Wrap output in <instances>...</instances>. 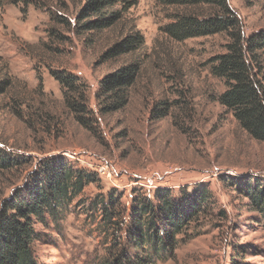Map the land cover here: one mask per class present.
Instances as JSON below:
<instances>
[{
  "label": "rangeland",
  "instance_id": "374dc122",
  "mask_svg": "<svg viewBox=\"0 0 264 264\" xmlns=\"http://www.w3.org/2000/svg\"><path fill=\"white\" fill-rule=\"evenodd\" d=\"M229 2L246 36L264 30V0ZM87 5L0 0V148L21 160L0 171V210L47 159L72 160L99 181L85 186L57 219L36 223V253L42 264H108L124 248L146 254L125 234L135 196L154 198L163 188L180 201L207 185L211 198L154 264H264L263 222L238 184L264 178V142L220 103L225 84L211 72L210 60L226 51L227 36L170 38L162 28L181 9L161 0H138L124 12L117 4L123 13L113 26L89 29L86 23L104 13L83 17ZM129 34H141L143 46L109 57ZM259 58L255 71L264 84V50ZM134 62L140 69L126 105L107 111L102 79ZM58 71L85 84L88 126L67 106L65 92L77 94L57 79ZM111 195L117 235L103 224L100 209Z\"/></svg>",
  "mask_w": 264,
  "mask_h": 264
},
{
  "label": "trees",
  "instance_id": "16d2710c",
  "mask_svg": "<svg viewBox=\"0 0 264 264\" xmlns=\"http://www.w3.org/2000/svg\"><path fill=\"white\" fill-rule=\"evenodd\" d=\"M11 3L34 0H9ZM138 0H88L83 17L89 11H101L104 16L96 22L86 23L89 29H106L113 26L124 11L137 4ZM166 7L180 8L172 14L171 21L162 28L164 33L178 41L188 38L225 34L228 38L226 51L211 58V72L222 79L225 90L218 100L231 111L239 124L256 140L264 142V84L256 75L260 66L259 52L264 50V30L246 36L237 12L229 0H161ZM121 4L123 12L116 10ZM39 6V2H37ZM141 34H129L114 44L108 55H124L139 50L144 44ZM140 65L137 62L121 66L116 72L101 81V102L105 109L117 110L128 101V90L135 83ZM56 77L72 93L65 92L67 106L75 112L77 119L88 126L91 118L86 105L87 88L82 79L65 71H58ZM90 119V120H89ZM0 148V171L21 165V160ZM41 170L34 174L32 181L24 186L17 198L6 201L0 210V264H42L36 253L35 242L39 239L36 223L45 222L48 217L57 219L60 209L67 207L90 183L99 181L95 172L79 169L72 160L65 157L47 159ZM243 193L249 198L254 210L261 216L264 229V178L252 184L249 180L238 181ZM25 192V193H23ZM212 191L207 185H200L183 196L180 201L171 197V191L158 188L154 198L135 196L130 211V224L126 236L137 250L146 254L134 255L127 248L114 256L108 264H154L163 259L161 252H171L173 243L185 225L196 218L205 200ZM115 195L110 204H102V221L107 230L117 235L115 219ZM118 247H113V251ZM134 249V251H135ZM116 251V250H115ZM133 255V256H132ZM106 261V260H105Z\"/></svg>",
  "mask_w": 264,
  "mask_h": 264
},
{
  "label": "built area",
  "instance_id": "2783aa9c",
  "mask_svg": "<svg viewBox=\"0 0 264 264\" xmlns=\"http://www.w3.org/2000/svg\"><path fill=\"white\" fill-rule=\"evenodd\" d=\"M101 171H102V169H101ZM101 173H102V172H101ZM104 174L108 175V172H105Z\"/></svg>",
  "mask_w": 264,
  "mask_h": 264
}]
</instances>
